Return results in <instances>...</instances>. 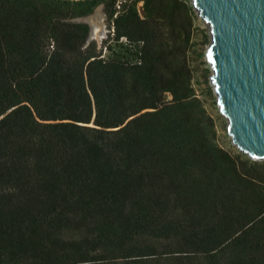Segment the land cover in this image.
<instances>
[{
  "label": "trees",
  "instance_id": "1",
  "mask_svg": "<svg viewBox=\"0 0 264 264\" xmlns=\"http://www.w3.org/2000/svg\"><path fill=\"white\" fill-rule=\"evenodd\" d=\"M115 6L0 0V264H264V160L216 141L191 6Z\"/></svg>",
  "mask_w": 264,
  "mask_h": 264
},
{
  "label": "water",
  "instance_id": "2",
  "mask_svg": "<svg viewBox=\"0 0 264 264\" xmlns=\"http://www.w3.org/2000/svg\"><path fill=\"white\" fill-rule=\"evenodd\" d=\"M191 3L208 23L210 80L232 142L249 157L264 159V0ZM91 13L78 17L89 23L88 40L95 34Z\"/></svg>",
  "mask_w": 264,
  "mask_h": 264
},
{
  "label": "rangeland",
  "instance_id": "3",
  "mask_svg": "<svg viewBox=\"0 0 264 264\" xmlns=\"http://www.w3.org/2000/svg\"><path fill=\"white\" fill-rule=\"evenodd\" d=\"M130 1L131 0H121L120 7L117 5L115 6L117 11L114 13L121 10L124 3ZM186 2L191 6L190 39L187 55L192 70V84L196 95L201 99L206 111L211 115L214 121L217 143L229 150L231 153H236L241 150L235 143L232 142V138L227 131V117L219 108L217 95L214 90L213 83L210 80L213 70L206 55V51L210 43L208 23L194 9L191 0H186ZM141 5L142 0H137V7L140 12H142ZM113 16L115 15L113 14ZM91 20L96 24V26L101 25L102 27L100 33L98 35L94 34L91 40H94L97 48H102L103 54L107 55L108 50L105 49L103 43L109 38V36L113 35L111 32L112 26H110L111 17H109V14L105 11L104 6H102L100 9L91 13ZM168 97H170L169 94Z\"/></svg>",
  "mask_w": 264,
  "mask_h": 264
},
{
  "label": "built area",
  "instance_id": "4",
  "mask_svg": "<svg viewBox=\"0 0 264 264\" xmlns=\"http://www.w3.org/2000/svg\"><path fill=\"white\" fill-rule=\"evenodd\" d=\"M120 2H121V0H116V5L118 6V7H120ZM117 13V12H116ZM116 13H114V15H116ZM111 32H112V34H113V27L111 28ZM120 39L121 40H123V41H126V36L125 35H121L120 36Z\"/></svg>",
  "mask_w": 264,
  "mask_h": 264
},
{
  "label": "bare ground",
  "instance_id": "5",
  "mask_svg": "<svg viewBox=\"0 0 264 264\" xmlns=\"http://www.w3.org/2000/svg\"><path fill=\"white\" fill-rule=\"evenodd\" d=\"M93 26H94L93 28H94L95 34L98 35L100 33V30L102 29L101 25L96 26V24L94 23Z\"/></svg>",
  "mask_w": 264,
  "mask_h": 264
}]
</instances>
